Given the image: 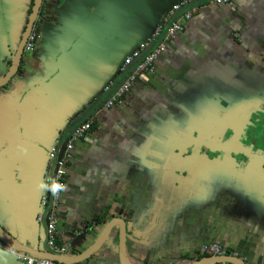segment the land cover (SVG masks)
I'll list each match as a JSON object with an SVG mask.
<instances>
[{"label":"crops","instance_id":"0c3cea01","mask_svg":"<svg viewBox=\"0 0 264 264\" xmlns=\"http://www.w3.org/2000/svg\"><path fill=\"white\" fill-rule=\"evenodd\" d=\"M180 1L43 2L35 49L0 88V227L12 249L50 257L37 222L49 151L63 131L90 120L59 208L58 241L68 251L51 259L121 264L119 226L82 256L114 222L127 226L129 264H195L206 257L201 247L214 243L239 264H264V167L200 151L203 127L235 122L263 103L264 0L202 6L155 74L140 75L114 107H99L104 89L121 82L126 58ZM33 5L0 0V80ZM5 249L0 264H25Z\"/></svg>","mask_w":264,"mask_h":264},{"label":"built area","instance_id":"2783aa9c","mask_svg":"<svg viewBox=\"0 0 264 264\" xmlns=\"http://www.w3.org/2000/svg\"><path fill=\"white\" fill-rule=\"evenodd\" d=\"M46 2L50 0H44ZM233 0H181L174 4L165 14L163 20L156 26L154 32L148 37L132 55L128 56L121 68L122 80L120 83H111L104 89V99L99 107L110 109L129 94L142 74L153 75L156 73V61L166 52L169 44L178 33L185 30V24L202 8V6H221L230 4ZM37 40L34 27L25 52L35 49ZM91 121H84L71 130L63 131L54 146L49 151V186L41 197V210L37 216V222L46 227L47 248L53 254L64 255L68 251V245H60L58 238L59 208L63 190L68 176V166L73 159L72 153L75 145L91 131ZM0 246L7 247L0 240ZM198 255L206 257L230 256L226 248L219 244L203 245ZM25 264H67L55 259H40L22 253H16ZM197 255V256H198ZM214 264H231L219 262Z\"/></svg>","mask_w":264,"mask_h":264},{"label":"flooded vegetation","instance_id":"af4514ba","mask_svg":"<svg viewBox=\"0 0 264 264\" xmlns=\"http://www.w3.org/2000/svg\"><path fill=\"white\" fill-rule=\"evenodd\" d=\"M258 102L263 103L238 114L239 120L235 122L213 125L209 129L203 127L200 151L212 158H233L241 166H256V158H264V97Z\"/></svg>","mask_w":264,"mask_h":264},{"label":"water","instance_id":"95a60500","mask_svg":"<svg viewBox=\"0 0 264 264\" xmlns=\"http://www.w3.org/2000/svg\"><path fill=\"white\" fill-rule=\"evenodd\" d=\"M43 2H44V0H34V5L32 7V11H31V14L29 16L24 35H23L22 40H21V42L17 48L15 56L12 59V65H11L9 72L6 74V76L4 78H2L0 80V88L7 85L9 83V81L18 73L19 67L21 65V61L23 59V55L25 53V46L28 42V39H29L34 27H35V24H36L37 18L39 16ZM111 24L114 25V24H116V22L111 21ZM229 130L233 131L232 129H229ZM256 160H257L256 163L259 165V167L261 166V164H264V158L258 157V159L256 158ZM261 171H262L263 175L261 174L259 176H261V177L263 176L262 179L264 180V169L262 168ZM115 226L120 227V253H119V257L121 258V264H129L128 258L125 256L126 241H127V226L124 223L115 224L114 222H110L105 227L103 232L101 233V235H100L98 241L96 242V244L94 245V247L82 255L83 259L89 258L92 253L96 252L101 247V245H103V243H105L106 239L108 238L112 229ZM0 240L6 246L10 247L12 251H15L16 253H20L19 251L12 249L13 248V242L10 239V235H7L1 227H0ZM47 251H48V254L50 256L48 259H51L54 257V255H56V254L49 252V249ZM26 253H28V252H26ZM25 255H27V254H25ZM58 255H60V254H58ZM58 261H61V260H58ZM222 261L229 262L231 264H239L238 263L239 259H237L235 257H231V256H227V257H205V258L197 261L195 264H214V263H219Z\"/></svg>","mask_w":264,"mask_h":264},{"label":"rangeland","instance_id":"374dc122","mask_svg":"<svg viewBox=\"0 0 264 264\" xmlns=\"http://www.w3.org/2000/svg\"><path fill=\"white\" fill-rule=\"evenodd\" d=\"M252 135H254V133L251 132Z\"/></svg>","mask_w":264,"mask_h":264},{"label":"trees","instance_id":"16d2710c","mask_svg":"<svg viewBox=\"0 0 264 264\" xmlns=\"http://www.w3.org/2000/svg\"><path fill=\"white\" fill-rule=\"evenodd\" d=\"M30 12H31V11H30ZM205 256H206V255H205ZM205 256H204V257H205Z\"/></svg>","mask_w":264,"mask_h":264}]
</instances>
